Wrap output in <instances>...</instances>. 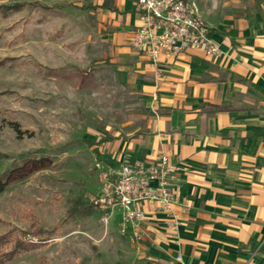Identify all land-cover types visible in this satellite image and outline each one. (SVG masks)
<instances>
[{
    "label": "crops",
    "instance_id": "crops-1",
    "mask_svg": "<svg viewBox=\"0 0 264 264\" xmlns=\"http://www.w3.org/2000/svg\"><path fill=\"white\" fill-rule=\"evenodd\" d=\"M260 1L245 6L239 0H207L197 9L213 29L219 56L192 48L159 66L141 52L124 63L142 101V125L101 144L102 167L117 170L124 162L168 156L179 166L172 182L179 197L177 227H169L170 216L146 203L145 237L134 242L121 236L115 216L107 233L98 235L102 264H264ZM134 2L113 0L117 11L98 4L101 22L115 29L114 45L126 40L131 47L142 24Z\"/></svg>",
    "mask_w": 264,
    "mask_h": 264
},
{
    "label": "rangeland",
    "instance_id": "rangeland-1",
    "mask_svg": "<svg viewBox=\"0 0 264 264\" xmlns=\"http://www.w3.org/2000/svg\"><path fill=\"white\" fill-rule=\"evenodd\" d=\"M188 1L198 9L207 0ZM100 3L0 0V176L8 178L0 236L29 231L30 215L58 229L47 245L6 264H102L101 144L142 125L143 108L123 68L140 52L126 40L114 45L115 29L94 8Z\"/></svg>",
    "mask_w": 264,
    "mask_h": 264
},
{
    "label": "built area",
    "instance_id": "built-area-1",
    "mask_svg": "<svg viewBox=\"0 0 264 264\" xmlns=\"http://www.w3.org/2000/svg\"><path fill=\"white\" fill-rule=\"evenodd\" d=\"M142 24L131 38V47L141 52L153 66L176 60L189 49H200L207 57L221 54L213 39V29L188 0H135ZM179 166L168 156L155 162H124L121 168L102 172L99 198L101 219L108 226L117 216L121 236L139 242L145 237L146 214L151 203L170 216L169 227L176 228L174 207L179 197L172 188Z\"/></svg>",
    "mask_w": 264,
    "mask_h": 264
},
{
    "label": "trees",
    "instance_id": "trees-1",
    "mask_svg": "<svg viewBox=\"0 0 264 264\" xmlns=\"http://www.w3.org/2000/svg\"><path fill=\"white\" fill-rule=\"evenodd\" d=\"M19 8L22 6L19 5ZM95 9L98 6L94 7ZM103 10L117 11L113 6V0H103V3L100 6ZM17 127L18 125L15 124ZM38 160L34 161V164L42 163ZM8 178L6 176H0V195L5 191L8 184ZM83 213L87 216L94 214V206L90 205L83 210ZM32 223L30 230L27 232H20V237H15V229L8 231L6 234L0 236V264H6L13 261L15 258L36 250L41 249L49 243L57 234L58 229L52 228L50 230H45L41 228L36 221L35 216H29Z\"/></svg>",
    "mask_w": 264,
    "mask_h": 264
}]
</instances>
